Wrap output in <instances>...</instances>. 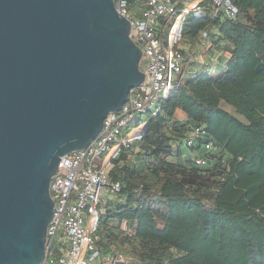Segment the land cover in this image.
I'll list each match as a JSON object with an SVG mask.
<instances>
[{
  "label": "trees",
  "instance_id": "obj_1",
  "mask_svg": "<svg viewBox=\"0 0 264 264\" xmlns=\"http://www.w3.org/2000/svg\"><path fill=\"white\" fill-rule=\"evenodd\" d=\"M233 2L236 20L206 15L185 26L191 39L209 31L229 54L218 67L226 70L180 83L150 120L138 160L123 153L114 163L122 190L96 242L126 256L116 264H264V0ZM198 126L205 139L187 148L185 133ZM197 154L208 164L197 165Z\"/></svg>",
  "mask_w": 264,
  "mask_h": 264
},
{
  "label": "water",
  "instance_id": "obj_2",
  "mask_svg": "<svg viewBox=\"0 0 264 264\" xmlns=\"http://www.w3.org/2000/svg\"><path fill=\"white\" fill-rule=\"evenodd\" d=\"M115 0H0V264H42L59 162L147 74Z\"/></svg>",
  "mask_w": 264,
  "mask_h": 264
},
{
  "label": "built area",
  "instance_id": "obj_3",
  "mask_svg": "<svg viewBox=\"0 0 264 264\" xmlns=\"http://www.w3.org/2000/svg\"><path fill=\"white\" fill-rule=\"evenodd\" d=\"M115 3L118 13L131 22L129 35L142 48L147 76L131 89L122 108L107 116L95 140L59 162V174L52 177L50 188L57 211L48 225L42 264H116L125 260L119 250L104 254L96 242L100 218L122 190V182L110 176L114 163L123 153L132 156L150 120L161 112L164 102L180 83L214 72L221 57H229L211 43L206 49L212 52L206 53L208 57L202 60L197 47L199 43L212 42L210 33L203 30L196 38L186 40L187 21L206 15L234 21L239 14L233 0H115ZM131 9L139 10L138 16ZM133 122L135 127L129 129ZM203 139V127H193L185 133L183 144L195 148ZM203 146L208 152L213 149L210 141ZM194 161L199 166L208 164L207 157L201 154L194 156Z\"/></svg>",
  "mask_w": 264,
  "mask_h": 264
},
{
  "label": "rangeland",
  "instance_id": "obj_4",
  "mask_svg": "<svg viewBox=\"0 0 264 264\" xmlns=\"http://www.w3.org/2000/svg\"><path fill=\"white\" fill-rule=\"evenodd\" d=\"M131 13L132 14H134V15H136V16H138V14H139V10H137V9H131ZM187 38L188 37H186V40H187ZM188 44H189V42L188 41H186ZM211 43L212 42H208L207 44L206 43H199V45H198V47H197V50H198V54H199V57L203 60L204 59V57H208V55L206 54V53H208V52H212V51H209L210 49H206L207 48V46L210 44L211 45ZM209 45V46H210ZM206 59V58H205ZM145 57H143V60H142V62H141V66H140V68H141V70L142 71H145V69H146V67H145ZM226 66H221L215 73H214V75H218V74H221L223 71H225L226 70ZM135 125H136V123H131L130 125H129V129H131V128H134L135 127ZM140 150L138 149V147H135V149H134V153L132 154V156H131V162L132 163H135L136 162V160H138V158L136 157V154L139 152ZM114 198H112V200H113ZM107 201H109V197H108V199H107ZM126 224H124L123 225V229H126V226H125ZM125 260H126V258H125Z\"/></svg>",
  "mask_w": 264,
  "mask_h": 264
},
{
  "label": "crops",
  "instance_id": "obj_5",
  "mask_svg": "<svg viewBox=\"0 0 264 264\" xmlns=\"http://www.w3.org/2000/svg\"><path fill=\"white\" fill-rule=\"evenodd\" d=\"M218 69V68H217ZM216 69V70H217ZM215 70V71H216ZM177 118H179V119H184V120H186L187 119V117H186V114L183 112V111H178L177 112ZM136 147H138V149H139V143H137L136 145H135Z\"/></svg>",
  "mask_w": 264,
  "mask_h": 264
}]
</instances>
